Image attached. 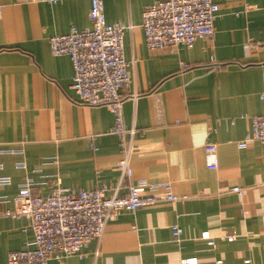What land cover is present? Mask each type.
Returning a JSON list of instances; mask_svg holds the SVG:
<instances>
[{
    "label": "crops",
    "instance_id": "obj_1",
    "mask_svg": "<svg viewBox=\"0 0 264 264\" xmlns=\"http://www.w3.org/2000/svg\"><path fill=\"white\" fill-rule=\"evenodd\" d=\"M156 1L103 0L108 22L130 26L123 50L131 81L120 92L135 133L132 171L122 176L113 112L81 101L69 56L49 46L53 34L91 26V0H0V175L10 178L0 184V264L32 245L28 220L3 214L25 180L42 196L56 185L124 195L144 181L159 198L113 215L82 255L48 264H264V143L238 146L251 116L264 112V0H216L212 36L173 50L145 44L142 11ZM165 185L182 197L163 199Z\"/></svg>",
    "mask_w": 264,
    "mask_h": 264
},
{
    "label": "built area",
    "instance_id": "obj_2",
    "mask_svg": "<svg viewBox=\"0 0 264 264\" xmlns=\"http://www.w3.org/2000/svg\"><path fill=\"white\" fill-rule=\"evenodd\" d=\"M218 10L216 0H158L148 4L142 11L145 44L149 49L190 47L197 38L212 36ZM89 17L90 27L73 25L65 33L53 34L48 39L49 46L53 54L69 56L73 66L71 87L81 101L87 105L106 106L113 112L112 131L119 135L122 151L117 166L122 176H129L135 128L124 124L122 102L125 97L120 89L131 81L129 62L123 50L124 33L130 26L122 21L108 22L103 0H91ZM128 96L136 98L138 93L133 91ZM260 97L264 101V92ZM254 140L264 143V112L251 116L247 136L238 146L245 147ZM207 149H212V145L208 144ZM208 166L216 168L217 157L213 156ZM9 182V176L0 175V184ZM259 185L264 187V178ZM165 187L163 199L174 202L182 197L172 193L168 185ZM146 189L147 184L140 181L130 184L124 195L108 196L101 186L86 190L56 185L49 194L42 196L34 192L29 180H25L19 186L15 208L5 209L3 214L24 216L34 237L31 247L10 251L6 264H48L51 259L82 255L90 240L101 236L113 215L122 210L134 211L159 199ZM231 190L240 195L245 192L239 185H233ZM180 233L181 229L173 226L175 239ZM234 236L235 233L227 237L231 240ZM195 261L196 258H189L182 263ZM215 264H222V261L216 260Z\"/></svg>",
    "mask_w": 264,
    "mask_h": 264
}]
</instances>
